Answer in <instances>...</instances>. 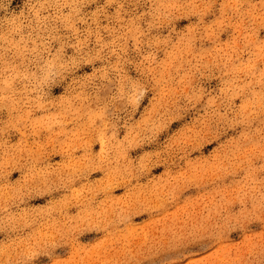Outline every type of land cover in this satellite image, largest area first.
<instances>
[{"label": "rangeland", "instance_id": "1", "mask_svg": "<svg viewBox=\"0 0 264 264\" xmlns=\"http://www.w3.org/2000/svg\"><path fill=\"white\" fill-rule=\"evenodd\" d=\"M0 264H264V0H0Z\"/></svg>", "mask_w": 264, "mask_h": 264}]
</instances>
